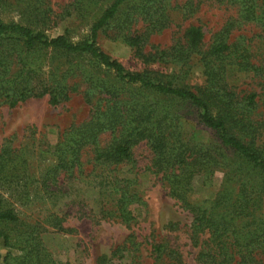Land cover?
<instances>
[{
  "label": "trees",
  "instance_id": "obj_1",
  "mask_svg": "<svg viewBox=\"0 0 264 264\" xmlns=\"http://www.w3.org/2000/svg\"><path fill=\"white\" fill-rule=\"evenodd\" d=\"M125 1L74 0L71 6L75 10L85 12L94 4L99 10L90 35L79 42H73L67 33L50 37L42 30L21 22H6L0 16V45L5 42L22 43L25 47L40 44L90 55L108 68L115 80L90 82L104 96L95 104L89 100L92 104L90 120L74 125L62 134L53 151L49 152L53 158L45 157L43 151L36 154L46 161L39 179L32 178L35 172L30 157L37 152L34 144L17 148L13 147L12 139L0 140V239L5 246L22 251L21 254L8 252L5 255L0 252V264H55L42 234L47 231L45 221L59 230H69L62 224L63 217L49 212L51 208L45 204L65 193L63 184L58 183L59 175L73 172L82 163L85 147L93 146L97 164L112 167L133 161V149L142 141L150 144L152 171L162 175L168 193L193 214L195 242L208 234L198 254V264H264L254 256L257 247L264 244V208L262 210L256 203L261 193H258V180L255 179L257 172L264 177V112L258 111L262 95L252 91L241 96L227 79L232 66L243 71L261 69L252 62L251 43L232 41L230 36L237 23L250 20L257 21L264 34V0H237L239 16L215 33L208 48L203 47L205 33L202 27L190 25L185 30V41H179L177 55L169 54L165 49L144 52L149 36L163 24L160 9L165 7V0H147L136 8L137 14L149 22L142 32L131 31L130 25L138 19L134 11L124 12L122 18L121 5ZM71 12L69 9L68 13ZM117 20L122 22L118 34L146 63L160 62L168 56L187 62L192 56H199L205 83L196 91L143 71L127 69L119 59L97 45L99 30ZM8 62L0 57V103L13 106L46 93L52 104L60 101L63 90H56V86L48 84L51 83L49 80L41 86L42 92H35L37 87L29 79L25 82L6 80ZM145 92L156 94V98L149 99ZM164 98L184 101L197 108L199 121L216 136L217 146L185 140L176 124L177 116L162 103ZM107 131L111 132L112 138L101 145L100 136ZM231 155L236 156L240 164L233 163ZM218 169L225 170L228 179L238 182V193L232 196L231 191L222 190L211 206L193 204L189 197L195 190L196 181L211 180ZM97 179H100L97 182L100 198L106 201L102 210L122 212L126 221L129 212L125 204L131 198L127 191L120 189L118 176L110 178L100 172ZM38 209L43 210L33 212ZM34 213L35 217L32 216ZM157 249L162 248L157 246ZM179 255H174L173 259L179 261Z\"/></svg>",
  "mask_w": 264,
  "mask_h": 264
},
{
  "label": "rangeland",
  "instance_id": "obj_2",
  "mask_svg": "<svg viewBox=\"0 0 264 264\" xmlns=\"http://www.w3.org/2000/svg\"><path fill=\"white\" fill-rule=\"evenodd\" d=\"M146 1L126 0L121 5L123 19L124 12L129 11H134V16L138 18L130 25L132 32H142L149 24L143 15L139 16L135 11ZM236 1L165 0V7L160 9L163 24L158 25L149 36L144 52L165 49L169 54L172 52L177 55L179 41H185V30L190 25L202 27L205 33L203 47L208 48L215 33L239 16L240 4ZM73 2L74 0H0V16L6 22H21L42 30L50 37L67 33L73 42H79L90 35L92 22L99 10L94 4L87 11L81 12L71 6ZM69 9L72 10L71 13H68ZM121 25L122 22L117 20L99 30L97 45L119 59L127 69L143 71L152 77L191 87L196 91L205 83L199 56L194 55L187 62L168 56L160 62L146 63L118 34ZM230 39L250 42L254 56L252 62L261 69L243 71L232 66L227 79L241 96L252 91L261 93L258 111L264 112L262 27L257 21L251 20L237 23L231 31ZM0 57L9 61L5 68L6 80L25 82L29 79L37 87L35 92H42L41 86L49 80L51 83L48 84H52L54 88L56 86V90H63L57 104L50 102L49 93L27 98L13 106L7 102L0 103V140L12 139L13 147L17 148L34 144L37 152L30 159L35 172L32 178L37 180L46 161L36 154L43 151L45 157L53 158L49 152L53 151L62 134L72 126L90 120L92 104L89 100L95 104L104 96L90 82L104 80L110 83L109 80L115 81L114 76L90 55L68 52L59 47L40 44L25 47L22 43L5 42L0 45ZM144 94L149 99L156 98V94ZM162 103L177 116L176 124L185 140L203 143L208 147L217 146L216 136L199 121L197 108L176 99L164 98ZM111 138V132L102 133L100 144L105 145ZM152 157L150 144L142 141L133 149V161L105 167L97 164L93 146H88L83 150L82 163L73 172L59 175L58 183L63 184L65 193H60L57 200L50 199L44 203L51 208L49 212L63 217L62 224L69 230H59L45 221L47 231L42 234L46 248L56 260L55 264H198L197 257L208 234H204L198 243L195 242L192 233L193 214L168 193L162 175L152 171ZM231 161L240 164L236 156L231 155ZM100 172L110 178L118 176L121 180L118 181L120 189L130 195L131 201L125 204L129 212L126 221L122 212L102 210L101 206L106 201L100 198L97 186ZM256 178L258 193H261L256 203L263 210L264 177L257 172ZM222 190H229L235 196L239 184L228 179L225 170L218 169L211 180L205 182L202 178L196 181L189 200L193 204L211 206ZM36 213L32 216L35 217ZM157 246L162 249H157ZM0 252L3 255L8 252L22 253L20 249L5 246L2 239ZM177 254H180L179 261L173 259ZM254 256L257 261L264 263V244L257 247Z\"/></svg>",
  "mask_w": 264,
  "mask_h": 264
}]
</instances>
